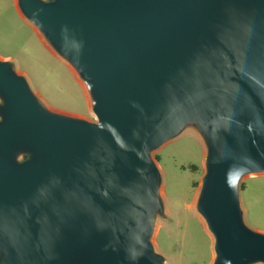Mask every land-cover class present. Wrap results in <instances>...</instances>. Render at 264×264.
Masks as SVG:
<instances>
[{"label": "water", "instance_id": "water-1", "mask_svg": "<svg viewBox=\"0 0 264 264\" xmlns=\"http://www.w3.org/2000/svg\"><path fill=\"white\" fill-rule=\"evenodd\" d=\"M97 121L52 111L0 58V264H165L152 151L198 128L213 264L264 262L239 183L264 171V0H19Z\"/></svg>", "mask_w": 264, "mask_h": 264}, {"label": "rangeland", "instance_id": "rangeland-1", "mask_svg": "<svg viewBox=\"0 0 264 264\" xmlns=\"http://www.w3.org/2000/svg\"><path fill=\"white\" fill-rule=\"evenodd\" d=\"M0 58L14 63L50 110L98 120L86 81L22 12L19 0H0ZM151 154L162 177L163 206L156 214L152 235L156 251L164 256L165 264H213L215 236L198 209L207 172L204 137L196 126L188 125ZM239 197L244 222L264 233V171L242 177Z\"/></svg>", "mask_w": 264, "mask_h": 264}]
</instances>
